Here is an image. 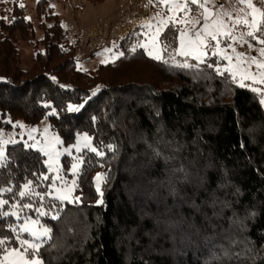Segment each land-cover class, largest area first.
Listing matches in <instances>:
<instances>
[{"label":"trees","instance_id":"obj_1","mask_svg":"<svg viewBox=\"0 0 264 264\" xmlns=\"http://www.w3.org/2000/svg\"><path fill=\"white\" fill-rule=\"evenodd\" d=\"M20 5L0 3V128L47 119L64 144L85 134L103 154L77 155L78 202L70 204L47 196L51 178L43 179L40 152L6 147L0 260L23 251L17 238L28 237L9 213L14 208L49 229L38 253L26 256L42 264H264L259 95L219 74L216 57L193 68L147 57L142 28L119 41L115 61L82 72L78 42L69 41L47 0L36 2V23ZM160 42L164 57L175 51L177 28L168 26ZM23 47L33 53L27 69Z\"/></svg>","mask_w":264,"mask_h":264},{"label":"rangeland","instance_id":"obj_2","mask_svg":"<svg viewBox=\"0 0 264 264\" xmlns=\"http://www.w3.org/2000/svg\"><path fill=\"white\" fill-rule=\"evenodd\" d=\"M7 1L13 0H0V3L6 4ZM37 1L22 0L27 20L34 23H36L35 5ZM145 1L141 10L149 9L151 19L145 28H142L143 40L140 45H144L141 48L147 57L167 62L175 67L187 63L190 65L187 68L198 67L206 60L216 57L219 65L215 67V70L219 74L227 73L238 86L243 85L252 91L257 89L254 92L259 95L260 103L261 100H264V67H260L264 64V54L261 53L264 44L259 42L264 40V15H262L264 0H251L259 10L255 13L247 6V0H197L196 4H192L190 0ZM47 4L52 9V14L58 16L60 24L67 31L69 41L78 42V61L84 63L81 65L78 63L77 66L86 73L94 71L101 64L111 63L119 57L115 50L119 41L135 27L127 34H123L121 39L118 27L128 25L130 18L140 15V12L130 10V0H108L103 4H93L90 0H47ZM177 4L180 5L179 8L175 6ZM129 11L132 13L130 14ZM253 18L257 21L255 29L252 27ZM245 20L248 21L247 24L244 23ZM220 23L223 24V28H220L217 39L212 40L205 34L204 26L206 24L209 26L208 31H216ZM100 24L107 32L105 42L102 41V38L94 35L86 36L88 32H74L75 30L70 29V27L85 29L88 26ZM170 25L177 28L178 46L175 51L164 57L165 50L161 45L160 36ZM196 32H200L205 41L204 45L200 47V51L205 55L200 59L195 58L198 55L197 52H193L189 56L179 55L181 33L185 34L184 40L187 43L189 39H196ZM249 32H253L254 38L248 36ZM222 33H227V35ZM253 43L257 46H254ZM150 51L152 52L151 56L149 55ZM157 54L161 56V59L154 58ZM227 57H231V59ZM21 58L23 68H29L33 59L32 50L29 47H23ZM261 106L264 113V104L261 103ZM85 136L87 135L77 134L73 143L64 144L62 137L51 131L47 119H43L36 126L17 121L12 123L9 129L0 128V152L3 153L0 161L4 158L6 147L17 143H22L40 152L45 158L46 165L43 179L48 176L51 178L47 196L74 204L78 202V199H74V191L77 175L80 173L82 165L80 157L77 155L84 150H90V148L84 147L86 141L83 137ZM89 140L93 147L90 137ZM77 148L80 150L77 151ZM63 160L68 162L66 169L63 168ZM74 164L78 165L75 170H73ZM61 196H67V199H61ZM2 205L0 204V208ZM9 213L18 222L20 233L28 236L27 239L17 238L23 251L27 247L21 243L24 240L42 245L49 239L50 231L47 235H40L39 240L32 235V231L42 234L44 229H48L41 223L40 218L20 217L14 208ZM42 215L41 213L40 216ZM26 226L30 231L21 230ZM13 250L23 252L20 249L6 251L1 257L0 264H19L17 257L9 255ZM25 259L28 258L25 256Z\"/></svg>","mask_w":264,"mask_h":264},{"label":"snow or ice","instance_id":"obj_3","mask_svg":"<svg viewBox=\"0 0 264 264\" xmlns=\"http://www.w3.org/2000/svg\"><path fill=\"white\" fill-rule=\"evenodd\" d=\"M190 2L192 4H196L197 3V0H190ZM177 8L180 7L179 4L175 5ZM247 6L249 8H251L253 10V13L259 11L251 2V0H247ZM20 7H23V5H20ZM262 15H264V13H262ZM205 19H207V16H205ZM237 23H239V21H237ZM245 24L248 23L247 20L244 21ZM256 23L257 21L255 20V18H253V21H252V27L255 29L256 28ZM208 25L206 24L204 26V32L207 36H210L212 40H216L217 39V34L220 32V28H223V24L220 23V26L219 28H217L216 31H208ZM224 35H227V33H222ZM157 35H159V33H157ZM196 39L195 40H192V39H189L187 41V43H185V40H184V36L185 34L184 33H181V50L179 51V55L181 56H189V55H192L193 52H197L198 55L195 57L196 59H200V57L204 56L205 53L200 51V47L201 45H204L205 41L204 39L202 38L201 36V33L200 32H196ZM248 36L249 37H253V32H249L248 33ZM254 38V37H253ZM261 44H264V40H260L259 41ZM140 47H144V45H140ZM167 47V46H165ZM133 51H135L136 49L133 48L132 49ZM261 53L264 54V48L261 49ZM149 55L151 56L152 55V52L150 51L149 52ZM155 59H161V56L160 55H156L154 57ZM228 59H231V57H227ZM180 67H184V68H187V67H190L189 64L187 63H184V64H181L179 65ZM260 67H264V64L260 65ZM241 87H243V85H241ZM257 89H253V91H256ZM92 95H96V93L94 92ZM84 103H87V99L85 100ZM261 103L264 104V100H261ZM84 107V104H80L78 107L77 106H73V105H69V108L68 110L69 111H72V112H78L80 111L81 108ZM83 139L86 141V143L84 144V147L85 148H90V150L93 152V153H96L97 155H102L103 153H99L97 152V149L94 148V147H91V142L89 140V137L85 136L83 137ZM80 149L77 148V151H79ZM3 157V153L0 152V158ZM77 164H74L73 165V170H75L77 168ZM45 179H47V177H45ZM97 179H99V176L97 177ZM25 188H28V185L26 184L25 185ZM28 193L26 192H21L20 193V196L23 197L25 195H27ZM61 199H67V196H61L60 197ZM7 201H0V204H6ZM24 207H31V205H24ZM13 215H15V213H12ZM43 214V213H42ZM0 215H7V213H2ZM22 231H30V229L26 226L24 227L23 229H21ZM48 229H44L43 233L42 234H38L37 232L35 231H32V235L34 237H36L37 240H39L40 238V235H47L48 233ZM3 241H0V244H2ZM22 245H26L27 247H25L24 251L23 252H20L18 250H13L9 255L13 256V257H17L19 259V264H42V261L39 259V258H36V259H25V256H29L31 257L32 255L34 254H37L41 245L40 243H30L29 241L27 240H24L21 242Z\"/></svg>","mask_w":264,"mask_h":264},{"label":"crops","instance_id":"obj_4","mask_svg":"<svg viewBox=\"0 0 264 264\" xmlns=\"http://www.w3.org/2000/svg\"><path fill=\"white\" fill-rule=\"evenodd\" d=\"M145 2H146L145 0H130V10L131 11L134 10L135 12H140V15L134 16L133 18H130L128 25H126V26L121 25L118 27V34H119V36H121L120 39L122 38L123 34H127L133 27L145 28V25L150 22L151 11L147 8H144L143 10H141V8L144 6ZM131 13L132 12H130V14ZM70 29L75 30L74 32H88L86 36L94 35L95 37L102 38L103 42H105L106 38H107L106 37L107 32H105V29L101 24L100 25H91L85 29H82L80 27H78L77 29L74 27H70ZM78 63H79V61H78ZM83 63L84 62H80L79 64L81 65Z\"/></svg>","mask_w":264,"mask_h":264}]
</instances>
